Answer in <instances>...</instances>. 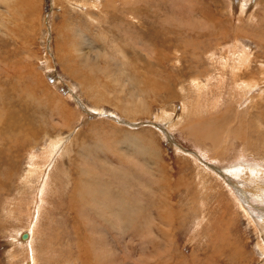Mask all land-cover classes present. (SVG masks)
Masks as SVG:
<instances>
[{
	"label": "rangeland",
	"instance_id": "obj_1",
	"mask_svg": "<svg viewBox=\"0 0 264 264\" xmlns=\"http://www.w3.org/2000/svg\"><path fill=\"white\" fill-rule=\"evenodd\" d=\"M225 60L198 146L182 105L207 114ZM0 131V264L26 263L29 226L34 264H264L244 212L264 176V0H0Z\"/></svg>",
	"mask_w": 264,
	"mask_h": 264
},
{
	"label": "bare ground",
	"instance_id": "obj_2",
	"mask_svg": "<svg viewBox=\"0 0 264 264\" xmlns=\"http://www.w3.org/2000/svg\"><path fill=\"white\" fill-rule=\"evenodd\" d=\"M8 1H6V3H7ZM255 2V1H254ZM13 5V4H12ZM14 5H16V3L14 2ZM13 5V6H14ZM30 6H32V5H30ZM232 6V9H234L235 8V5L233 4V5H231ZM251 6H253L250 2H249V4H247V5H239L238 7H240V9H242L243 10V12L244 13H247V12H249V10H250V8H251ZM19 9L20 10H22L23 9V5L20 3L19 4ZM12 8H15V10L13 9L12 11L13 12H19V10H18V8L16 9V7L14 6V7H12ZM24 11H25V9H24ZM206 14V13H205ZM20 15H21V12H20ZM204 19V18H203ZM76 26V25H75ZM80 27V26H79ZM73 28H75V27H73ZM73 28H72V30H73ZM78 29V28H77ZM76 29V30H77ZM79 31V30H78ZM208 33H211V34H213L212 32H208ZM207 32H206V30H205V32H203L201 35H200V38L201 37H204V36H207V35H209ZM79 34H81V33H79ZM216 34V33H215ZM75 35H77V33L75 34ZM82 35V34H81ZM214 35V34H213ZM223 38V37H222ZM210 39V38H209ZM222 41V40H221ZM241 43L240 45V47H238L239 49H240V51H241V54H244L245 53V51L248 49V48H250L251 47V45L250 44H247V43H245V42H241V41H236L235 40V44L237 43ZM220 44V43H219ZM218 44V45H219ZM78 46V45H77ZM244 46V47H243ZM213 47V46H212ZM217 50V49H216ZM78 52V51H77ZM74 54H76V53H74ZM72 55V54H71ZM77 56V55H76ZM231 59L232 60H234V56H233V54L231 53ZM79 57V56H78ZM73 58V57H72ZM225 58H227V57H225ZM225 58H222L221 59V61H223ZM229 58V57H228ZM249 64H251V62L253 61L254 62V58H252V57H249ZM227 63H228V61L227 60H225L223 63H222V66L224 67V69L222 70V71H220V72H218V76H217V80H216V83H214L213 85V90L209 93L208 91H207V89H206V92H205V94H204V96H211V97H213L214 99L212 100V103H211V105L209 106V111L207 112V114L205 113H198L197 114V111H194L193 113H190L189 112V109H193L191 106H188V105H182V115H181V118H183V115H184V113H186V112H188L189 113V115H188V119H187V123L188 124H190L191 126H190V129L187 131V132H185V134H186V136H187V138L188 139H190V140H193V142H195L198 146H201L202 145V143H203V141H206L205 139H204V136H203V133H202V128H203V125L202 124H199V123H197V122H195L194 120L195 119H197V117H201V118H203V119H206V117H207V115H209V114H211L212 115V117H214V112H215V109L216 110H218V108H220L219 107V105L220 106H222L223 105V103H222V101H220L222 98H224V92H225V79H226V77L228 76V67H227ZM241 63V57H240V55H239V57L238 56H236L235 57V64H236V67H238L239 66V64ZM247 65H248V63H247ZM208 85V84H207ZM210 86V85H209ZM208 86V87H209ZM232 86L235 88V82H234V76H233V83H232ZM168 87V86H167ZM166 87V88H167ZM197 87H198V91L199 90H201L202 91V88L200 87V84L199 85H197ZM204 90V89H203ZM167 91L168 92H172L173 91V88H172V90H171V88H168L167 89ZM172 94V93H171ZM232 95L233 96H235L236 95V90H234L233 91V93H232ZM125 101V100H124ZM220 101V102H219ZM189 103V102H188ZM195 103V102H194ZM218 103V104H217ZM186 104V103H185ZM209 104V103H208ZM202 105V104H201ZM199 106V105H198ZM223 108V107H222ZM200 109H202V108H200V106L199 107H197V108H195V110H200ZM127 111V113L128 114H130V115H133V113L129 110H126ZM220 112V111H219ZM126 113V114H127ZM92 115V114H91ZM221 115H223V111L221 112V113H219V115L217 116V117H219V116H221ZM186 118V117H185ZM166 119H168V120H170L169 119V117H166ZM168 124H170V123H168ZM13 125L17 128V126H16V124L15 123H13ZM0 136L1 137H3V135H1V131H0ZM37 136V131L36 132H33V131H31V136H30V138L32 137V138H35ZM0 137V138H1ZM61 138V137H60ZM1 140V139H0ZM211 140H212V142H213V145H214V149L212 150V151H210L209 152V157H210V160H212V163L214 162V160H219L220 158H223L225 155H222V154H220L219 152H218V150L216 149V147H215V139L214 138H211ZM57 141V140H56ZM7 144L5 145V146H8L7 147V152H9L10 153V155L13 157L14 155H13V152L12 151H10L11 150V148H12V144L11 143H9V142H6ZM197 147V146H196ZM3 148H1L0 147V151L2 150ZM52 149H53V145H52ZM35 151V150H34ZM37 151V150H36ZM4 152V151H3ZM148 153V152H147ZM5 154V153H4ZM47 154H49V153H47ZM39 155V154H38ZM40 155H41V153H40ZM150 155V154H149ZM50 156V155H49ZM48 155H44L43 157H45L44 159V161H43V163L42 164H44L45 162H47L48 161V157H49ZM35 159H37V157H35ZM54 159V158H53ZM41 161V160H40ZM40 161H38L39 162V164H40ZM51 161H53V160H51ZM223 161V160H222ZM48 163V162H47ZM41 164V165H42ZM203 164V163H202ZM48 165V164H47ZM195 165L196 166H198V163H195ZM208 165V164H207ZM248 165L247 164H245V163H239L236 167H238V168H235L234 166H230L229 168H225V172H227V175L229 174V175H231V176H233V178L235 177L234 175V169H239V168H242V167H247ZM38 167H36L35 168V174L37 175L38 174V171H39V169H37ZM50 168V167H49ZM198 168H200L199 166H198ZM206 169H207V167H206ZM206 169H204V168H202L201 170H204L205 172H207L206 171ZM208 170V169H207ZM213 170V169H212ZM27 172V171H26ZM9 173V172H8ZM33 173V172H32ZM221 173V172H220ZM221 175V178L224 180V176L222 175V174H220ZM225 175V174H224ZM228 175V176H229ZM261 176V173L258 171V170H256V169H253V171L251 172V173H249V175L246 177L247 179H249V180H251L252 182H254L256 185H257V187H259V193H257L256 192V189L254 190V189H251V190H253L254 192H251V196L250 195H248L247 197L248 198H245L246 200H252L253 202H255L256 203V205H253V203L251 204V205H249L248 203H250V202H244L243 201V199H242V201L244 202V203H242L241 205H242V207H245L246 206V203H247V205H249V206H251L250 207V209L248 210V209H244V212H245V215L246 216H251L252 218H255L256 219V222L253 224L254 226H257V227H259V229H257L258 231H259V234L257 235V236H255L254 237V240H255V246H256V250L258 251V253L260 252V254L261 255H263L264 254V176L262 177V179L261 180H259L258 181V179H259V177ZM235 178H237V177H235ZM83 179H79V181H82ZM233 180V179H232ZM237 180V179H236ZM84 182H82V183H79V182H77L76 183V185H79L78 186V188H80L81 190H82V192H81V194H80V196L82 197V199L83 198H85L86 196H93V194H95L96 193V191H94L95 190V186H93L94 188L92 189V188H89L90 190H87V189H85V188H87V187H85V184H86V182H85V180H83ZM198 181V180H197ZM204 181L206 182V180L204 179ZM234 181H235V179H234ZM240 181V180H239ZM250 181V182H251ZM258 181V182H257ZM41 182H42V184L41 185H38L39 186V189L42 191V192H46V190H45V187H44V182L41 180ZM245 182V181H244ZM257 182V183H256ZM199 183H201V184H203V180H202V178H201V180L199 181ZM213 182H212V180H210V184H212ZM229 185L230 186H232V184H231V181L229 180ZM246 183V182H245ZM245 183H244V185H245ZM248 184V183H247ZM238 185V184H237ZM216 186V185H215ZM255 186V185H254ZM90 187V186H89ZM210 187V188H209ZM236 187V186H235ZM234 187V188H235ZM242 187H244V186H242ZM247 186H245V188H246ZM206 189H207V192H209V189H210V191H212V190H216V189H214L213 188V186H211V185H207V187H206ZM249 189V188H248ZM230 190V189H229ZM232 190V189H231ZM247 190V189H246ZM94 191V192H93ZM213 191V192H214ZM229 192V191H228ZM232 192V191H231ZM245 193H250L249 191L248 192H244V194ZM241 194V193H240ZM243 194V195H244ZM250 196V197H249ZM240 198V197H239ZM89 199V198H88ZM87 200V199H86ZM213 200H216V199H213ZM94 201V200H93ZM31 202V201H30ZM39 203H41V205H42V200L41 199H39V198H36V200H35V208H34V210L33 211H35L33 214H34V218L35 219H38V210H37V207H39L37 204H39ZM239 203H241V202H239ZM32 204V203H31ZM34 204V203H33ZM40 205V206H41ZM253 205V206H252ZM79 207H82L81 206V204L80 205H78ZM34 207V206H33ZM41 208V207H40ZM84 208V207H83ZM127 208V207H126ZM128 209V208H127ZM130 209V208H129ZM134 211V210H133ZM136 211V210H135ZM134 211V212H135ZM129 212V211H128ZM166 216H167V214H166ZM168 216H170V215H168ZM167 216V217H168ZM32 217V216H31ZM128 217V216H127ZM84 220V219H83ZM38 221V220H37ZM168 221V220H167ZM166 227H167V225H166ZM225 228V227H224ZM224 228L223 229H221V231H222V234L223 235H226V236H228L229 234H225V233H227L228 231H226V230H224ZM225 231V232H224ZM232 232V231H231ZM144 233V232H143ZM27 234V233H26ZM25 239L26 240H24L25 242L24 243H26V246H27V248H29L30 246H31V242H30V239H29V236L28 235H26V237H25ZM230 239V238H229ZM228 239V240H229ZM232 239V238H231ZM167 240H168V238H167ZM166 242H168V241H166ZM171 245H173L172 244V242L170 243V246ZM169 246V247H170ZM26 248V249H27ZM230 251V250H229ZM234 251V250H233ZM233 253H235V251L233 252ZM237 255V254H236ZM237 256H239V255H237ZM29 259V260H28ZM232 260V259H231ZM34 261H35V258L34 257H26V263L25 264H34ZM239 264H242V261H240V263Z\"/></svg>",
	"mask_w": 264,
	"mask_h": 264
},
{
	"label": "flooded vegetation",
	"instance_id": "obj_3",
	"mask_svg": "<svg viewBox=\"0 0 264 264\" xmlns=\"http://www.w3.org/2000/svg\"><path fill=\"white\" fill-rule=\"evenodd\" d=\"M35 229L36 228L34 226H29V228L27 230V235L29 236V239H30L31 243H32V240H33V235H34ZM27 255H28L27 257H34L35 256L34 250H33L32 246H30L29 248H27Z\"/></svg>",
	"mask_w": 264,
	"mask_h": 264
},
{
	"label": "water",
	"instance_id": "obj_4",
	"mask_svg": "<svg viewBox=\"0 0 264 264\" xmlns=\"http://www.w3.org/2000/svg\"><path fill=\"white\" fill-rule=\"evenodd\" d=\"M26 237V233H23L22 235H21V238H25Z\"/></svg>",
	"mask_w": 264,
	"mask_h": 264
}]
</instances>
